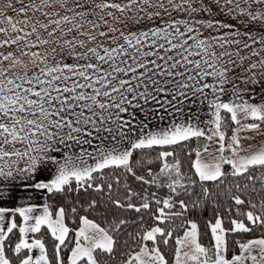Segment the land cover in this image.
I'll list each match as a JSON object with an SVG mask.
<instances>
[{"label":"snow or ice","instance_id":"1","mask_svg":"<svg viewBox=\"0 0 264 264\" xmlns=\"http://www.w3.org/2000/svg\"><path fill=\"white\" fill-rule=\"evenodd\" d=\"M0 264H264V0H0Z\"/></svg>","mask_w":264,"mask_h":264},{"label":"trees","instance_id":"2","mask_svg":"<svg viewBox=\"0 0 264 264\" xmlns=\"http://www.w3.org/2000/svg\"><path fill=\"white\" fill-rule=\"evenodd\" d=\"M194 146H195V143H194ZM204 215H205V217H207V216L210 215V214L206 212Z\"/></svg>","mask_w":264,"mask_h":264}]
</instances>
